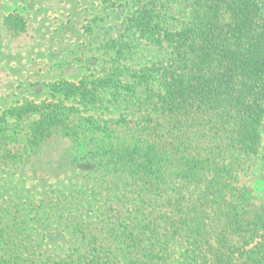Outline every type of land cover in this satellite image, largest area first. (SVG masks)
<instances>
[{"label":"trees","instance_id":"16d2710c","mask_svg":"<svg viewBox=\"0 0 264 264\" xmlns=\"http://www.w3.org/2000/svg\"><path fill=\"white\" fill-rule=\"evenodd\" d=\"M171 1L184 18L170 23ZM122 35L97 78L0 114V161L20 174L63 179L98 165L86 249L52 264H264V0H136ZM132 37L160 55L132 68ZM111 90L129 112L102 119ZM10 118L24 121L15 135L1 130ZM16 250L12 264L49 259L32 260L33 248L21 262Z\"/></svg>","mask_w":264,"mask_h":264},{"label":"rangeland","instance_id":"374dc122","mask_svg":"<svg viewBox=\"0 0 264 264\" xmlns=\"http://www.w3.org/2000/svg\"><path fill=\"white\" fill-rule=\"evenodd\" d=\"M135 2L0 0V114L24 103H56L62 95L54 92L52 85H77L101 75L104 68L114 64L115 51H122V34ZM170 4L165 15L168 22H175L176 16L184 18L182 5L174 1ZM9 15L22 19L23 30L13 31L5 26ZM133 38L131 50L127 51L132 54H125L124 61L131 63L132 68L148 66L160 55L152 46ZM116 94L110 91V103L106 102L107 92L102 94L107 107L102 119L129 112L130 104L118 103ZM70 100L65 99L62 105ZM11 120L5 125L7 129L1 125V130L15 135L19 131L16 125L24 121ZM26 122L22 126L25 129ZM17 139L20 141L19 136ZM11 145H19L15 137ZM26 167L30 165L27 163ZM76 172V176L63 179H39L20 174L0 161V253L9 251L1 264L15 262L17 259L9 257L16 254V249L19 256L14 257L20 258L18 261L34 248L32 260L49 258L47 264H52L73 258L86 247L88 238L82 231L94 227L93 220H97L92 207L97 204L96 196H89V187L97 179L102 184L103 181L98 178V165L89 164ZM255 181L264 199V176Z\"/></svg>","mask_w":264,"mask_h":264}]
</instances>
